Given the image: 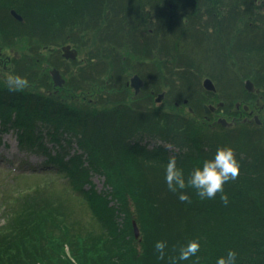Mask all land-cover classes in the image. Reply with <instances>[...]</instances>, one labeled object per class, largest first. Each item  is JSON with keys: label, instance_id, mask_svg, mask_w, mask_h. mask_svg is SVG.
Instances as JSON below:
<instances>
[{"label": "trees", "instance_id": "16d2710c", "mask_svg": "<svg viewBox=\"0 0 264 264\" xmlns=\"http://www.w3.org/2000/svg\"><path fill=\"white\" fill-rule=\"evenodd\" d=\"M261 7L264 0H0L1 35L20 41L21 71L14 73L25 83L0 78L1 128L16 131L23 150L46 154L58 179L33 167L29 175L43 184L0 187V264H216L230 249L236 264H264V124L243 122L245 112L234 107V124L223 127L214 122L217 112L203 108L250 100L255 92L243 89L245 78L264 90ZM97 16L98 29L87 19ZM55 18L65 31L59 34L98 55L112 82L106 92L125 86L121 72L129 66L144 81L141 93L94 102L38 90L34 84L47 80L26 51L51 43L44 34ZM204 76L216 92L203 88ZM161 91L163 104L154 107ZM147 138L161 143L147 149ZM163 143L178 151L168 153ZM219 147L233 148L240 163L239 178L224 186L228 205L219 195L201 200L191 188L184 191L192 202L181 203L165 183L168 158L187 177ZM72 149L78 153L65 160ZM93 175L104 179L100 190ZM193 239L199 253L179 261V247ZM157 241L167 242L163 260Z\"/></svg>", "mask_w": 264, "mask_h": 264}, {"label": "rangeland", "instance_id": "374dc122", "mask_svg": "<svg viewBox=\"0 0 264 264\" xmlns=\"http://www.w3.org/2000/svg\"><path fill=\"white\" fill-rule=\"evenodd\" d=\"M259 10L257 9L256 13H259L260 15L264 14V7L259 8ZM102 11H104V9H102ZM87 19H92V18H87ZM53 22H57L56 18L53 20ZM64 26L68 28L67 24H65ZM51 30L52 32L49 33V31H47L46 34H44L48 36V39L50 40L51 43L48 44L47 46L41 47L39 49L40 50L39 53L35 48L33 49L28 48V51H26V55L27 54L33 55V61H31V63L32 62L35 63V67H38V69L41 71V75L44 80H51L48 74L49 72L48 70H51L52 68H56L59 70L61 76L66 81L65 85H68L70 89H68V87L64 85L63 87L58 88L57 91L54 93H59L62 92L63 90H67V94H69L68 96L73 99L90 100L94 102L98 100V97H102L104 100L112 98L113 96L121 97L118 99H126L129 101H132L134 99L133 98L134 96L132 95V90L127 85H125L124 87L122 85L118 89L111 88V91L108 90V92H106L104 90L105 86H110L112 82L111 79L108 77V74L107 73L105 74V71L103 70V64L101 63V60H99L98 55L89 54L85 50L78 48V51L75 50L76 51L75 59L64 57L62 50L63 46L69 44L70 47L73 48V43L68 39H66L65 36H63V34H59L60 32L64 33L65 31H59V29L57 30V27H55V25L51 27ZM4 36L0 35V51L9 56H12L14 50L17 51L18 53H21V49L19 48L20 41L17 38V36H15L14 34L13 35L9 34V36L6 37ZM56 38L60 39L58 43H54ZM10 48H13V51H11ZM1 63L2 62H0V69L2 67ZM46 63L48 65L45 68L44 64ZM26 64H30V63H26ZM123 69L124 70L121 72V75H122V79L125 80L123 84H126L132 73L130 72L129 66L124 67ZM3 72H4L3 74L7 76L9 82L14 83L13 84L14 86L25 84V83L23 84L20 80H18V78L15 79L14 76L11 75L9 72L4 70ZM118 75L119 74H117V77ZM203 78L205 77H202L201 79ZM34 85L38 88V90L40 91L45 90V92H47V89L50 88L47 85V83L43 85L40 81L36 82ZM243 89H245L244 85H243ZM259 93L261 94L262 91ZM253 96L256 97V95ZM208 97L209 99L214 100L213 97L211 96ZM254 97H252L250 100H247V102H243V100L238 99V100H234L233 104L231 103H228L227 105L223 104L220 107H218L217 114L231 121L236 118V117L233 118V113L235 112L234 111L235 104L240 103L239 104L240 109H244L243 106L244 105L248 106L249 103L253 106L255 101ZM163 101L164 99L161 102H155L153 97L152 105H154V107L161 106V104H163ZM147 103H151L150 99L147 100ZM217 103L218 102L207 103L204 105L215 106L217 105ZM101 104L102 103H100L99 105ZM189 108L190 107H186L188 111ZM244 114L245 113H243V115L240 116V118L247 117V114L245 115ZM208 118L211 119V117ZM41 141L50 150L53 149L54 143L49 139V136L43 134V138L41 139ZM142 143L146 144L147 149H151L156 144H160L161 141L154 140V138L153 139L147 138ZM162 145H164L167 149H174L173 148L174 145H170L166 143H163ZM75 150L72 149L69 152L68 156H65V160H68V158L73 153H78V151L75 152ZM174 152H176V150L168 151V153L170 154H173ZM47 157L48 156L43 153L37 154L23 150L18 144L16 131H14L13 129H9L8 131H3L0 124V187H2L4 190L10 189L11 187H15V186H20L25 188L29 184L31 185L35 183H39L38 185L43 184L46 181V179L42 178V176L40 177H37V175L30 176L31 174H33L31 173L30 170L32 167H37L38 168L37 172L41 170L40 172L52 173L53 175L50 174H46V175L53 176L52 179L57 181L55 182V184H57L58 179L54 177L55 174L53 172L55 170L54 169L55 164L46 162ZM20 170L22 171L25 170V171L24 173H19L21 172ZM15 175H17V177ZM92 178L95 183V188H97L98 190L103 188L104 179L102 176L93 175ZM81 219L85 221V218H82V216ZM137 227L140 235L139 226L137 225Z\"/></svg>", "mask_w": 264, "mask_h": 264}, {"label": "clouds", "instance_id": "9594fccd", "mask_svg": "<svg viewBox=\"0 0 264 264\" xmlns=\"http://www.w3.org/2000/svg\"><path fill=\"white\" fill-rule=\"evenodd\" d=\"M240 163L236 158L235 150L231 147L217 148L214 158L203 161L202 167H195L185 177L184 170L178 167L177 158L170 156L165 166V183L170 192L177 194L181 203H191V198L184 191L194 189L201 200H214L219 195L221 202L227 206L228 195L225 193V184L239 178ZM155 250L159 254L158 259L165 257L166 241H157ZM200 241L193 239L179 247V261L191 259L199 253ZM237 252L228 250L226 255L220 256L216 264H236Z\"/></svg>", "mask_w": 264, "mask_h": 264}, {"label": "flooded vegetation", "instance_id": "af4514ba", "mask_svg": "<svg viewBox=\"0 0 264 264\" xmlns=\"http://www.w3.org/2000/svg\"><path fill=\"white\" fill-rule=\"evenodd\" d=\"M10 10H11V8L8 9V12L9 13H11ZM10 15L12 16V14H10ZM13 18L16 20L15 17H13ZM53 20L54 19H50V23H49L50 26L48 28L49 33L52 32L51 27L55 25V23L53 22ZM102 21H103L102 16H97V17H95L93 19H89V22H91V24L93 26L94 25H98L97 29L100 27V24L102 23ZM0 35H1V31H0ZM36 36H37V32H36ZM38 47L39 46L37 45V52L39 53L40 50L38 49ZM10 50L13 51V48H10ZM19 57H20V55L15 50L13 51L12 56H9L7 54H4L3 52L0 51V62H2L1 63L2 64V67L0 69V78L6 79V75L3 74L4 73L3 70L4 71H7V72H11L12 69L14 68L15 59H17ZM17 64H19V65H17ZM21 64H22V62H17L16 63L17 68L20 69L21 68L20 67ZM47 65H48L47 63L44 64V67L46 68ZM48 74H49V72H48ZM45 75H46V73H45ZM50 79H51V77H50ZM46 83L50 87V88L47 89L48 90L47 92L49 94L57 91L58 87H55L54 86L52 80H47ZM126 84L128 86V81H127ZM256 89H257V87H256ZM254 92L256 93L255 94L256 97L253 96L255 98V101H254V104H253V108H250V106H248L246 110H243L245 112V114H247V117H244L243 118V121L244 122H252V121L254 122L255 121V122H257L260 125V124H264V90H262V93L261 94L259 93L260 92V89L259 88H258V92H256V91H254ZM255 117H257V119Z\"/></svg>", "mask_w": 264, "mask_h": 264}, {"label": "water", "instance_id": "95a60500", "mask_svg": "<svg viewBox=\"0 0 264 264\" xmlns=\"http://www.w3.org/2000/svg\"><path fill=\"white\" fill-rule=\"evenodd\" d=\"M11 13L16 17L18 18L19 20H22V17L21 15L17 14L14 10H11ZM63 50V56L66 57V58H75L76 56V51L71 49L70 48V45H66V46H63L62 48ZM51 77H52V80L54 82V85L55 86H61L63 85V83L65 82L64 78L61 76L60 72L58 69L56 68H52L50 71H49ZM130 84L131 86L134 88L135 90V94H137L140 90V87L142 85V80L141 78L138 76V75H133L130 79ZM203 85L204 87L207 89V90H211V91H215V86L214 84L212 83V81L209 79V78H205L204 81H203ZM245 86L248 90H252L253 89V83L249 80H246L245 81ZM164 98V92H161L158 94L157 98L155 99L157 102H160L162 99ZM186 102V100H185ZM221 104V103H220ZM213 109V106L209 105V106H205V110L206 112H210V110ZM257 119V117H255ZM217 122L222 124L223 126H229L231 125L232 123L227 121L224 117H219L217 119ZM133 225H134V232H135V236L138 237L139 236V230H138V227H137V224L135 221H133Z\"/></svg>", "mask_w": 264, "mask_h": 264}]
</instances>
